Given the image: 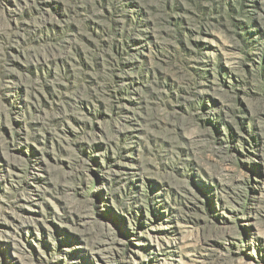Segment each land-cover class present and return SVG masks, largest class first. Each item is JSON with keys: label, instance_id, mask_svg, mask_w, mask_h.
Masks as SVG:
<instances>
[{"label": "rangeland", "instance_id": "obj_1", "mask_svg": "<svg viewBox=\"0 0 264 264\" xmlns=\"http://www.w3.org/2000/svg\"><path fill=\"white\" fill-rule=\"evenodd\" d=\"M0 264H264V0H0Z\"/></svg>", "mask_w": 264, "mask_h": 264}, {"label": "trees", "instance_id": "obj_2", "mask_svg": "<svg viewBox=\"0 0 264 264\" xmlns=\"http://www.w3.org/2000/svg\"><path fill=\"white\" fill-rule=\"evenodd\" d=\"M243 128H244V130H246L245 129V126H243ZM228 138H230L231 140H232V134H230V137H228ZM234 140V139H233ZM231 143H232V141H231ZM234 149L236 150V148L234 147Z\"/></svg>", "mask_w": 264, "mask_h": 264}]
</instances>
